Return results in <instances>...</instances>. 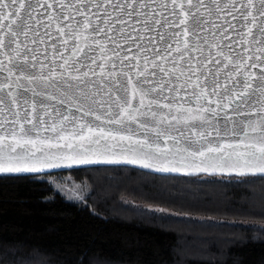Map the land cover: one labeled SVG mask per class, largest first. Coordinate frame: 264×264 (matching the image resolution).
<instances>
[{
    "label": "snow or ice",
    "instance_id": "1",
    "mask_svg": "<svg viewBox=\"0 0 264 264\" xmlns=\"http://www.w3.org/2000/svg\"><path fill=\"white\" fill-rule=\"evenodd\" d=\"M68 162L264 179V0H0V173Z\"/></svg>",
    "mask_w": 264,
    "mask_h": 264
},
{
    "label": "trees",
    "instance_id": "2",
    "mask_svg": "<svg viewBox=\"0 0 264 264\" xmlns=\"http://www.w3.org/2000/svg\"><path fill=\"white\" fill-rule=\"evenodd\" d=\"M0 264H264V179L122 166L0 176Z\"/></svg>",
    "mask_w": 264,
    "mask_h": 264
},
{
    "label": "water",
    "instance_id": "3",
    "mask_svg": "<svg viewBox=\"0 0 264 264\" xmlns=\"http://www.w3.org/2000/svg\"><path fill=\"white\" fill-rule=\"evenodd\" d=\"M65 106L64 108H62V111L66 110ZM73 111H75L73 109ZM129 167V168H133L136 170H140L143 172H147V173H151V174H155V175H161V176H187V177H194V176H200V175H205L203 173L198 174V175H184L183 173H161V172H156L155 170L152 169H145L140 167L139 165H133L130 163H125V162H121V163H104V162H100V163H87V164H72L70 162L65 163L59 167H53V168H48V169H44L43 171H39V172H20V173H0L1 177H16V176H34V175H44V174H50V173H55V172H63V171H69V170H75V169H84V168H94V167ZM206 176V175H205ZM215 176H225V177H247V176H239V175H220L217 174ZM251 176V175H249ZM259 176V175H257Z\"/></svg>",
    "mask_w": 264,
    "mask_h": 264
},
{
    "label": "rangeland",
    "instance_id": "4",
    "mask_svg": "<svg viewBox=\"0 0 264 264\" xmlns=\"http://www.w3.org/2000/svg\"><path fill=\"white\" fill-rule=\"evenodd\" d=\"M71 192L73 193V194H72L73 197H77V196H78V193L75 192L74 190H72ZM190 245L193 246V247H197V248H198V247H199V248H200V247H201V248L204 247V244H203V243H200L199 241H194V242L190 243Z\"/></svg>",
    "mask_w": 264,
    "mask_h": 264
}]
</instances>
